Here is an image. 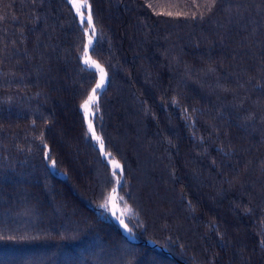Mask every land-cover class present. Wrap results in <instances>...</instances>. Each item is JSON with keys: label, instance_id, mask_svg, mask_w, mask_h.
I'll return each instance as SVG.
<instances>
[{"label": "trees", "instance_id": "obj_1", "mask_svg": "<svg viewBox=\"0 0 264 264\" xmlns=\"http://www.w3.org/2000/svg\"><path fill=\"white\" fill-rule=\"evenodd\" d=\"M87 1L109 78L95 127L137 239L264 264V0ZM85 44L67 0H0V264H180L102 208L115 178L81 111Z\"/></svg>", "mask_w": 264, "mask_h": 264}, {"label": "water", "instance_id": "obj_2", "mask_svg": "<svg viewBox=\"0 0 264 264\" xmlns=\"http://www.w3.org/2000/svg\"><path fill=\"white\" fill-rule=\"evenodd\" d=\"M75 14L77 15L78 19H79V24L80 26L84 29L85 32V36H86V44H85V50L83 53V57H82V63L90 70L94 71L97 74V82L94 86V88L92 89L90 95L88 96V98L84 101V103L81 106V111L83 113L84 116V120H85V125H86V129L87 132L89 134V136L91 137L95 147L97 148V150L100 152V155L102 157V159L105 161V163L110 167L111 169V173L112 175L115 177L116 179V185L113 189H111L108 198H107V204L111 210V212L114 214V218H110L114 223H116L120 229L122 230L123 234L125 235V237H127V239H129L132 242L135 243H142L144 245H147L151 248H155L158 249L160 251L165 252L169 257L174 258L173 254L169 251L168 248L159 245L157 242L150 240V239H146V240H138L135 231L127 224L121 210L116 209L118 212V215H115L114 212V203L120 199L121 201V195H120V188L123 184L124 181V176H123V168L122 165L121 166V173H122V178H120L117 174V171L113 168V166L111 165V155L109 153L106 152V148H105V144L103 141V138L97 133L96 127H95V118H91L90 117V112L92 110V108L94 106H96L99 102V98L100 95L103 93V91L106 89L108 83H109V78H108V74L104 68V66H102L97 60H95L91 54V50L95 44L96 41V36H97V31L95 28V32L94 35L92 36V42H90L89 40V33L87 31V29L85 28V18H84V14L81 11H78L71 0H67ZM89 6V12L90 14H92L91 11V7ZM92 16V15H91ZM93 21V18H92ZM94 25V22H93ZM99 67L103 68L104 72H105V80L101 79V75H100V70ZM92 99V102H90V100ZM179 263L181 264H189L185 261L182 260H177Z\"/></svg>", "mask_w": 264, "mask_h": 264}, {"label": "bare ground", "instance_id": "obj_3", "mask_svg": "<svg viewBox=\"0 0 264 264\" xmlns=\"http://www.w3.org/2000/svg\"><path fill=\"white\" fill-rule=\"evenodd\" d=\"M72 1V3H73V5H74V7L78 10V11H81V12H83V14H84V18H85V21H86V23L89 25V27L87 28V31H88V33H89V40H90V42H92V35H91V32H95V28H94V26L95 25H93V21H92V14H90V12H89V6L85 3V1H83V0H71ZM88 7V10H86V12L87 13H85L84 11H85V7ZM99 70H100V75H101V79L102 80H105L104 78H105V72H104V70H103V68H101V67H99ZM90 102H92V99L90 100ZM90 114H91V112H90ZM111 165L113 166V168L117 171V172H119V173H121V171H122V169H121V166H120V164L118 163V161L117 160H115V159H112L111 160ZM120 199H118L115 203H114V208L115 209H120Z\"/></svg>", "mask_w": 264, "mask_h": 264}, {"label": "rangeland", "instance_id": "obj_4", "mask_svg": "<svg viewBox=\"0 0 264 264\" xmlns=\"http://www.w3.org/2000/svg\"><path fill=\"white\" fill-rule=\"evenodd\" d=\"M83 1H85V3L88 5L89 3H88V1L87 0H83ZM86 10H88V7L86 6L85 7V13H87L86 12ZM88 27H89V25H88ZM91 35L93 36L94 35V32H91ZM90 117L91 118H95L96 117V109H95V106L92 108V110H91V115H90ZM119 163V162H118ZM120 164V163H119ZM186 175L188 176V178L190 179V180H192V182H195V179H194V177L192 176L193 174H192V172L186 167ZM117 174H118V176L120 177V178H122V173H119V172H117ZM123 176H124V172H123ZM115 178V177H114ZM116 179H115V185H116ZM115 185H114V187H115ZM123 185V184H122ZM113 187V188H114ZM112 188V189H113ZM102 208H103V210H104V212L106 213V215L109 217V218H114V214L111 212V210H110V208H109V206H108V204H107V201L105 202V204L102 206ZM120 210H121V212H122V214H123V216H124V218H125V220H126V222H127V219H131L132 218V211H131V209L128 207V205H127V203L125 202V200L121 197V202H120ZM114 212H115V215L117 216L118 215V212H117V210L116 209H114ZM128 224V223H127ZM129 225V224H128ZM137 236V235H136ZM176 261L178 260V259H175ZM178 262V261H177ZM181 264V263H180Z\"/></svg>", "mask_w": 264, "mask_h": 264}]
</instances>
